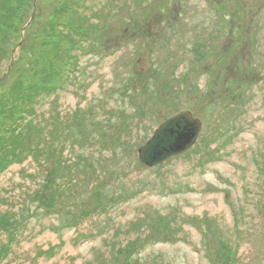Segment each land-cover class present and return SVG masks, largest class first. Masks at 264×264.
Wrapping results in <instances>:
<instances>
[{"label": "rangeland", "instance_id": "obj_1", "mask_svg": "<svg viewBox=\"0 0 264 264\" xmlns=\"http://www.w3.org/2000/svg\"><path fill=\"white\" fill-rule=\"evenodd\" d=\"M7 1L0 41L25 58H0V106L28 97L0 137L39 150H0V226L19 223L0 264H225L235 244L237 264H264V0ZM186 109L195 146L144 165L138 148Z\"/></svg>", "mask_w": 264, "mask_h": 264}, {"label": "trees", "instance_id": "obj_2", "mask_svg": "<svg viewBox=\"0 0 264 264\" xmlns=\"http://www.w3.org/2000/svg\"><path fill=\"white\" fill-rule=\"evenodd\" d=\"M4 3L7 4L8 1L5 0ZM5 14H8V13L4 12L3 15H5ZM1 24L4 25V23H1ZM59 25L66 26V27L69 26L67 23H59ZM55 33L56 32L54 31L53 27H48L47 28V30H46L47 44L49 46H51V47L59 48V47H61L62 43H61V40L55 35ZM76 34H78L79 36H81V37H83L85 39L88 38V34H87L85 29L79 28L77 30ZM96 38H97L96 36H92V39H96ZM88 39H90V37ZM15 46L16 45H14V47H13V46H11V44H9V45H7L5 43L3 44L0 41V52H1V49L3 47L7 50V51H4V52L0 53V58L3 57L4 55L8 54V56L6 57V60H7V63H9L11 61L13 55H14L15 63L22 62L24 60V58H25L24 57L25 55L21 53V51L23 50V46H20L21 51H19V54L16 51L14 53ZM91 51H93V50H91ZM5 73H6V71H1L0 72V79L4 76ZM6 75L7 74H5V76ZM4 79H3V81H1L0 84L4 83ZM20 82H21V80H20ZM33 83H35V85H37L39 83V81L34 78ZM18 84H20V83L18 82ZM16 89L21 91L18 88H16ZM27 89H30V88H27ZM25 97H28V96H25L24 94L23 95H19V96H17L15 98V100L17 101V104L15 102H13V101L11 102V100H10L9 103H7V104H3L2 103L3 106H0V117L4 118L7 121V123H10L11 126H14V127L18 126L19 122L23 121V119L25 118V115H26L27 111H26L25 108H22L20 106L21 103H23L26 100V99H24ZM9 99H11V97L0 98V102L7 101ZM4 130H7V129L5 128ZM0 139H2L4 142H6V143H3L2 145H0V150L3 149V148H4L3 150H8L9 148H7V145H9L10 148H11L10 149V155L13 156V157H15L17 152H18L17 149L15 150V148L13 146V142H14V144H17V145H19V141H20V143L23 142V143L20 144V145L23 144L20 147L25 152L24 153L25 157H29L30 155H34L39 150V145H38V141H37L39 139L38 136L37 137H31L28 134L24 135L19 130L17 132H14V134H5V132H4L2 134V136L0 137ZM210 157H213V155L210 154L209 158ZM47 160H48V157H47ZM47 162L49 163V161H47ZM62 165L63 166L65 165V163L63 161L60 162V167ZM55 168H56V166L50 169L51 175H53V176H57ZM50 194H51V198H52L53 202H56V200L61 199V197L63 196L62 191L59 188H56V187H51V193ZM58 206H62V204L59 203L55 207H58ZM206 222H208V221L206 220ZM2 225L3 226H0V229L2 231H4V232L9 231L10 229H17L19 227V223H18V225L14 224V225H11V226L9 224H5V225L2 224ZM207 229L210 230L211 229V225L207 224ZM262 235H263L262 240H264V231L262 232ZM236 249H237V244L233 245V247L232 246L229 247L227 260L225 261L226 262L225 264H237Z\"/></svg>", "mask_w": 264, "mask_h": 264}, {"label": "water", "instance_id": "obj_3", "mask_svg": "<svg viewBox=\"0 0 264 264\" xmlns=\"http://www.w3.org/2000/svg\"><path fill=\"white\" fill-rule=\"evenodd\" d=\"M202 129V120L192 110H182L156 127L149 140L138 148L139 159L148 167L163 164L194 147Z\"/></svg>", "mask_w": 264, "mask_h": 264}]
</instances>
